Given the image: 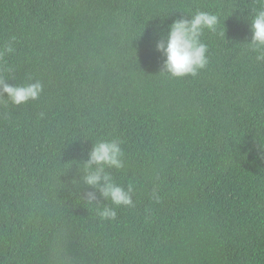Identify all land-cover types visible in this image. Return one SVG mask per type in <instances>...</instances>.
Returning a JSON list of instances; mask_svg holds the SVG:
<instances>
[{"label":"trees","instance_id":"trees-1","mask_svg":"<svg viewBox=\"0 0 264 264\" xmlns=\"http://www.w3.org/2000/svg\"><path fill=\"white\" fill-rule=\"evenodd\" d=\"M262 4L0 0V77L43 84L19 106L0 96V264H264V62L249 46ZM197 10L220 18L201 37L208 65L162 73L156 42ZM102 139L122 141L108 171L132 207L73 163Z\"/></svg>","mask_w":264,"mask_h":264},{"label":"clouds","instance_id":"clouds-1","mask_svg":"<svg viewBox=\"0 0 264 264\" xmlns=\"http://www.w3.org/2000/svg\"><path fill=\"white\" fill-rule=\"evenodd\" d=\"M250 22L252 38L249 46L258 53L256 60L264 62V4L255 10ZM219 23L220 18L217 14L200 10L191 15V19L181 18L174 21L169 26L167 34L155 45L156 50L164 57L161 72L176 78L197 76L199 71L209 63L208 45L201 39L203 32L205 29L216 32ZM4 51L13 52L12 44L9 43ZM42 92L43 84L40 81L24 85H10L0 77V96L6 93L7 99L14 105L19 106L29 100H36ZM121 143L122 141L118 139L98 140L93 143L86 161H74L73 163H76L83 173L81 177L83 183L96 189L104 200H110L117 207H132L134 206L133 185L129 184L127 188H124L114 181L108 171L112 168L122 169L124 167V152ZM153 196L157 201L159 200L155 192ZM84 198L89 204L97 202L96 191H88ZM98 215L102 220H115L117 211L113 207L105 206L98 212Z\"/></svg>","mask_w":264,"mask_h":264}]
</instances>
